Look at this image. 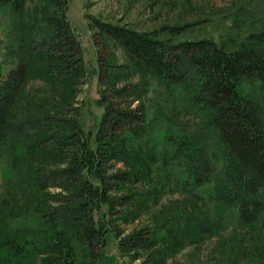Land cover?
I'll list each match as a JSON object with an SVG mask.
<instances>
[{"label": "trees", "instance_id": "16d2710c", "mask_svg": "<svg viewBox=\"0 0 264 264\" xmlns=\"http://www.w3.org/2000/svg\"><path fill=\"white\" fill-rule=\"evenodd\" d=\"M24 1L0 0V8L18 15ZM68 10V0H40L37 17L15 24L17 35L7 46L6 55L16 62L3 77L0 73V153L7 154V167L14 172L26 167V182L30 179L38 197L34 225L0 231V264H27L38 256H44L41 264H78L74 240L85 250L86 264H100L109 235L118 240L119 252L131 257L150 241L145 230L121 238L115 225L136 201L135 193L119 191L149 181L155 149L136 145L137 132L149 130L139 101L142 88L118 86L123 66L112 62L110 42L125 52L132 70L179 89L184 109L202 118L209 146L185 132L162 137L171 156L185 160L184 185L193 191L205 186L208 200L236 209L243 225L254 223L264 213V54L245 45L230 50L210 39L173 44L153 32L88 16L97 36L102 114L85 130L76 97L88 71ZM35 65L45 81L62 87V97L30 99L19 113ZM116 161L127 169H114Z\"/></svg>", "mask_w": 264, "mask_h": 264}, {"label": "rangeland", "instance_id": "374dc122", "mask_svg": "<svg viewBox=\"0 0 264 264\" xmlns=\"http://www.w3.org/2000/svg\"><path fill=\"white\" fill-rule=\"evenodd\" d=\"M68 2V16L82 47L88 71L85 85L76 97L80 109L79 123L85 130L102 114L97 104L100 94L98 51L94 42L97 36L89 25L88 16L139 32H153L158 39L170 40L173 44L210 39L230 50L245 45L264 54V0ZM39 6L40 0H25L18 15L7 7L0 8L2 77L16 62L15 57L6 55L7 46L17 35L13 26L35 19ZM163 27L184 29L176 33L161 31ZM108 49L112 62L123 66L117 71L118 86L130 83L142 88L139 101L146 108L145 121L149 130L137 132L135 140L136 145L154 147L155 162L150 165L148 182H136L119 191V194L135 193L136 201L125 208V213L115 222L123 232L121 238L134 231L149 232L148 245L139 247L133 255L135 257L123 255L119 252L118 240L109 235L100 264H264V213L254 223L243 225L236 209L223 208L208 200L205 186L189 190L184 185L187 178L185 160L172 157L170 145L162 139L176 132H185L191 138L199 137L207 146L211 145V138L209 140L208 133L202 129V118L184 109L179 89L166 86L147 73L132 70L129 58L118 45L110 42ZM243 86L246 89L248 84ZM62 93V87L45 81L35 65L24 86L19 113H22L21 107L24 111L29 106L30 99L40 102V96L54 95L60 100ZM46 150L42 151L43 154ZM7 157L6 153H0V231L13 233L25 223L34 225L37 222L38 192L29 184L30 179L26 182V167L21 173L14 172L7 167ZM114 169L123 171L127 166L116 161ZM73 244L77 263L86 264L85 250L77 241L74 240ZM43 259L44 256H38L27 264H41Z\"/></svg>", "mask_w": 264, "mask_h": 264}]
</instances>
